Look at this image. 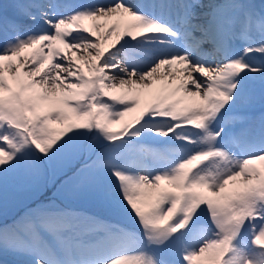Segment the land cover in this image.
Masks as SVG:
<instances>
[{
	"label": "snow or ice",
	"instance_id": "snow-or-ice-1",
	"mask_svg": "<svg viewBox=\"0 0 264 264\" xmlns=\"http://www.w3.org/2000/svg\"><path fill=\"white\" fill-rule=\"evenodd\" d=\"M49 169L127 222L41 196L13 264H264V0H0L5 211Z\"/></svg>",
	"mask_w": 264,
	"mask_h": 264
},
{
	"label": "trees",
	"instance_id": "trees-1",
	"mask_svg": "<svg viewBox=\"0 0 264 264\" xmlns=\"http://www.w3.org/2000/svg\"><path fill=\"white\" fill-rule=\"evenodd\" d=\"M47 177L49 180L48 187L43 188L38 196L35 193H31L28 196V193L31 192V190L26 186H21L16 189L10 188L9 192L12 193V196L8 199L10 203L7 205L6 211H11L13 209V212L11 211L4 214L3 212H6L5 209L0 208V218L4 214V218L0 220V223L4 219H11V217L17 216V214L22 213L27 207L33 206L34 202H36L41 197L40 195L47 192V188H49V191L46 193L47 195L44 194L42 196L54 199L55 202L62 207H67L70 210H75L84 214H94L105 218L106 221H118L121 223L127 222L124 217L116 216L115 214L109 212L106 208L101 206L99 203L98 205H95L96 201L87 197H80V194H78L75 190L70 189V191L69 189H66L58 192L56 196H53V193L56 192L57 189H59L63 184L65 177L60 174L54 176L51 169H49L46 175V179ZM44 202L47 203V199H45ZM2 203V200H0V204Z\"/></svg>",
	"mask_w": 264,
	"mask_h": 264
},
{
	"label": "rangeland",
	"instance_id": "rangeland-1",
	"mask_svg": "<svg viewBox=\"0 0 264 264\" xmlns=\"http://www.w3.org/2000/svg\"><path fill=\"white\" fill-rule=\"evenodd\" d=\"M3 2H5V3H11L12 2V0H3ZM81 2H104V0H81ZM132 2H136V0H132ZM205 2H208V0H205ZM118 46V45H117ZM148 98H145V100H147ZM255 114L257 115V116H259L260 115V107H259V105H257L256 106V109H255ZM116 127H119V126H116ZM49 171V170H48ZM48 173V172H47ZM45 180L49 183V180H48V177H47V179H46V177H45ZM48 183H47V187H48ZM26 187H28L30 190H31V192H29L28 193V196L32 193V194H37V196H38V194L40 193V191H37L36 189H34V188H32V187H29V186H26ZM70 190V189H69ZM49 191V188H47V192ZM71 191V190H70ZM47 192H45V193H42L40 196H42V195H44V194H46ZM47 195V194H46ZM12 196V193L11 192H9L8 191V199L10 198ZM80 197H85V196H83V195H80ZM69 198V197H68ZM65 200H67V199H65ZM10 203V201L8 200L7 201V205ZM95 205H98V203L96 202L95 203ZM19 206V205H18ZM102 206V205H101ZM0 208H4L3 207V203L2 204H0ZM17 209V208H16ZM15 209V210H16ZM13 210V209H12ZM11 210V211H12ZM11 211H6V212H3L4 214H6L7 212H11ZM13 212V211H12ZM4 214H3V216H4ZM1 217L0 218V220L1 219H3L4 217ZM12 218L13 217H11V219H4L1 223H0V225H2L3 224V222L5 221V220H7L8 222H10L11 220H12ZM11 223V222H10ZM1 259H6V260H8V261H14V258L12 257V256H9V257H6V258H3V257H0Z\"/></svg>",
	"mask_w": 264,
	"mask_h": 264
},
{
	"label": "bare ground",
	"instance_id": "bare-ground-1",
	"mask_svg": "<svg viewBox=\"0 0 264 264\" xmlns=\"http://www.w3.org/2000/svg\"><path fill=\"white\" fill-rule=\"evenodd\" d=\"M177 83H178V81H177Z\"/></svg>",
	"mask_w": 264,
	"mask_h": 264
}]
</instances>
